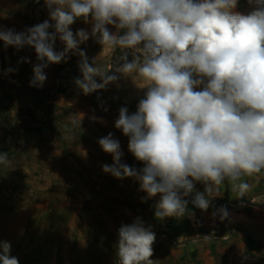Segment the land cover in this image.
<instances>
[{"label":"clouds","instance_id":"9594fccd","mask_svg":"<svg viewBox=\"0 0 264 264\" xmlns=\"http://www.w3.org/2000/svg\"><path fill=\"white\" fill-rule=\"evenodd\" d=\"M237 2L44 0L48 20L23 31L0 26V41L5 49L34 50L30 87L42 88L45 69L67 62L71 53L80 58L81 76L74 84L85 96L120 75L146 88L136 112L122 106L114 121L143 167L122 162L120 142L109 133L98 140L112 156L102 171L119 180L133 178L146 198L159 195L156 218L182 217L189 203L207 211L225 184L240 199L264 178V0H248L247 14L234 11ZM80 18L91 22L90 32L71 30ZM90 37L115 53L112 65L101 67L96 57L89 61L80 45ZM57 39L62 51L54 48ZM30 62V57L18 61ZM16 71L9 67L5 74ZM9 164L8 153L0 152V165ZM212 215L223 220L230 213L221 206ZM155 240L140 218L122 224L117 264H154ZM10 251V243L0 241V264H19Z\"/></svg>","mask_w":264,"mask_h":264},{"label":"rangeland","instance_id":"374dc122","mask_svg":"<svg viewBox=\"0 0 264 264\" xmlns=\"http://www.w3.org/2000/svg\"><path fill=\"white\" fill-rule=\"evenodd\" d=\"M34 1L14 0L22 10L18 22L9 8L0 7V26L23 31L42 23L47 10L44 0L37 5ZM251 10L248 0H238L234 11L247 14ZM82 50L90 62V57H96L99 66L112 65L115 53L102 50L95 38L90 37ZM21 57H30L31 62L18 63ZM79 59L49 65L43 87H30L34 50L5 49L0 41V152L8 153L10 160L8 166L0 165V241L10 243V255L19 264H117L118 238L110 237L96 213L108 212L120 226L119 211L112 201L128 205L124 179L107 175L102 167L90 176L73 150L91 138H103L106 132L128 139L114 127L118 110L123 106L136 112L139 102L132 100L133 93L147 89L118 74V81L85 96L74 84L81 76ZM9 67L17 71L5 74ZM46 181L49 190L40 191ZM238 202L244 205L237 206ZM247 202L254 200L245 196L230 202L228 208L237 210ZM233 204L237 208H231ZM200 244L179 252L167 243L153 249L152 259L154 264H264V245L255 249L246 239L224 244L229 251L209 258L201 253Z\"/></svg>","mask_w":264,"mask_h":264},{"label":"crops","instance_id":"0c3cea01","mask_svg":"<svg viewBox=\"0 0 264 264\" xmlns=\"http://www.w3.org/2000/svg\"><path fill=\"white\" fill-rule=\"evenodd\" d=\"M2 6L11 10V15L15 22L20 20V13H22V10L14 0H0V7ZM44 14V21L48 20V10H46ZM70 27L74 33L77 29L81 28L90 32L92 24L91 22L85 23L82 19L80 22L76 21ZM108 27H110V31H116L114 27ZM86 42L80 45L81 49H83ZM54 48L56 51H62L64 45L57 39ZM75 57H77V55L69 53L68 60ZM90 58L92 59L93 57ZM145 93L146 90L144 89L135 91L132 100H137V102H139L145 97ZM128 112L129 114L132 113L131 110ZM108 134L109 132H106V135ZM98 140V138H91L89 143L86 145L82 144L81 147L73 150V154L79 162H82V165H86L89 169L90 176L93 172V175L96 176V171L98 168H101L103 164L112 163L111 154L105 153L102 150L98 144ZM118 140L123 152L122 162L137 169L142 168L143 163L137 161L128 150V139ZM43 153H48V151ZM103 160L105 163H103ZM107 175L111 176L110 174ZM94 181H97V179H94ZM249 182L251 183V181ZM196 188L203 191V185L200 183L196 184ZM39 189L40 191H48L49 183L46 181L44 186L42 185ZM122 189L126 193L127 198H129L128 205H121L115 202L113 203L112 201V207L119 211L120 226L122 224H131L136 218H140L146 227L151 226L152 231L156 235V240L152 246L153 249L159 250L161 247L164 248L167 243H171L177 246L179 252L182 250L191 251L198 247V243H201V253L209 258L213 254L218 255L224 251H229L223 246L227 243L232 244L233 242L244 241L246 239L255 249L264 245V198L261 196V194L264 193V178H261L260 184L250 193L246 194V197L252 198L254 202H247L246 206L240 207L237 210H230L228 208V204L237 201V198L232 195L227 184H225V186L221 188V192L219 193L220 196L211 198L212 206L209 207L207 211L194 208V206L189 203L187 213L184 216L166 217L164 219H158L154 215L155 205L160 199L158 195L156 197L146 198L147 194L139 190V183L133 178H125ZM221 206L227 207L230 213V215L223 220L219 215L215 217L212 215V213ZM96 215L101 217L110 237L118 238V229L120 226L118 227V225H116V221L113 220L112 215H109L108 212L103 213L101 210L99 214L96 213Z\"/></svg>","mask_w":264,"mask_h":264},{"label":"built area","instance_id":"2783aa9c","mask_svg":"<svg viewBox=\"0 0 264 264\" xmlns=\"http://www.w3.org/2000/svg\"><path fill=\"white\" fill-rule=\"evenodd\" d=\"M41 2V0H39V2H37V0L34 1V5H37ZM241 205H244V202H238L237 203V206H241ZM231 208H237L235 204L231 205Z\"/></svg>","mask_w":264,"mask_h":264},{"label":"trees","instance_id":"16d2710c","mask_svg":"<svg viewBox=\"0 0 264 264\" xmlns=\"http://www.w3.org/2000/svg\"><path fill=\"white\" fill-rule=\"evenodd\" d=\"M35 97H36V99H39V98L37 97V95H36Z\"/></svg>","mask_w":264,"mask_h":264}]
</instances>
